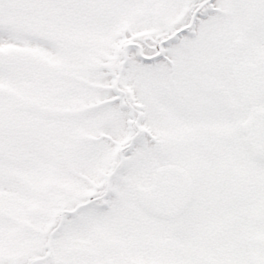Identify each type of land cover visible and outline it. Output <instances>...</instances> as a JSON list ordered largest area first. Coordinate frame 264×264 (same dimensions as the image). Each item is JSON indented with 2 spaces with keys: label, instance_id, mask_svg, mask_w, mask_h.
<instances>
[{
  "label": "snow or ice",
  "instance_id": "obj_1",
  "mask_svg": "<svg viewBox=\"0 0 264 264\" xmlns=\"http://www.w3.org/2000/svg\"><path fill=\"white\" fill-rule=\"evenodd\" d=\"M0 264H264V0H0Z\"/></svg>",
  "mask_w": 264,
  "mask_h": 264
}]
</instances>
